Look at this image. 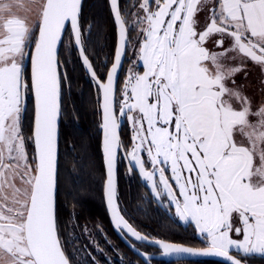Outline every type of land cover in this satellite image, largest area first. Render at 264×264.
Wrapping results in <instances>:
<instances>
[{"label": "snow or ice", "instance_id": "obj_1", "mask_svg": "<svg viewBox=\"0 0 264 264\" xmlns=\"http://www.w3.org/2000/svg\"><path fill=\"white\" fill-rule=\"evenodd\" d=\"M107 3L115 44L97 66L93 28L97 46L108 37L96 22L82 24V0H0V264H113L90 234L86 245L66 240L60 222L69 57L95 90L106 205L137 257L119 253L106 238L119 264H152L142 250L149 245L176 256V264H186L184 256L223 264L264 260V79L256 108L245 91L251 85L236 80L243 73L247 81L250 64L264 75V0ZM126 61L143 71L129 68L120 87ZM121 119L131 125L127 141ZM121 164L126 177L135 173L150 189L145 203L164 209L161 230L178 218L194 225L204 246L166 242L130 222L121 208ZM75 219L73 212L70 237L80 227Z\"/></svg>", "mask_w": 264, "mask_h": 264}, {"label": "trees", "instance_id": "obj_2", "mask_svg": "<svg viewBox=\"0 0 264 264\" xmlns=\"http://www.w3.org/2000/svg\"><path fill=\"white\" fill-rule=\"evenodd\" d=\"M89 22H96L97 25L103 26L104 36L108 37L106 41H101L103 55L99 53V59L96 60V65L99 66L111 55L115 44V33L107 0H82V24L87 27ZM97 31L98 29L94 27L91 37L93 49L98 47L96 44ZM72 59V57H69V74L72 76L75 85L72 86L71 96L65 97L64 101L66 114L62 118L61 125L58 208L60 222L62 225H66L64 238L66 240L78 238L81 245H86L89 243V234L98 242H104L106 238L112 239L102 197V130L99 126L101 117L96 108L97 97L89 77L80 64L77 63L74 71L72 70ZM99 70L103 74V69ZM73 109L78 114V119H74ZM73 147L75 152L69 151ZM73 212L76 215L75 223L80 227L76 229V236L70 237L71 225L68 222ZM144 218L147 219L148 216ZM157 224H160V222ZM85 226L88 229L87 234L82 231ZM161 232L157 231L154 234H163ZM174 237H171L168 233L163 238L190 246H204L201 241L194 244ZM114 245L119 253L126 256L125 251L127 248H124V251L121 247ZM67 252L69 255H74L70 242L67 246ZM109 256V259H117L116 253ZM185 262L186 264H223L214 259H195ZM252 263L264 264V260L257 258ZM115 264H119V262ZM160 264H176V262H163Z\"/></svg>", "mask_w": 264, "mask_h": 264}, {"label": "flooded vegetation", "instance_id": "obj_3", "mask_svg": "<svg viewBox=\"0 0 264 264\" xmlns=\"http://www.w3.org/2000/svg\"><path fill=\"white\" fill-rule=\"evenodd\" d=\"M129 56L134 58L133 53L131 52L129 53ZM132 67H136V70L140 71L141 73L143 71L142 64L134 65L126 61L123 64L122 70L120 71L119 74L120 87L121 86L123 87V81L126 79L127 71L129 68ZM121 136L125 141H127L131 136V125L128 124L125 119H121ZM119 172H120L119 190H120L121 208L127 210L126 218H128L130 222H134L139 230H141L144 233H150L152 236L158 237L163 240H166L163 237H166V234L168 235V233H170L171 237L175 236L176 238L182 241H189L190 243H194V244L197 243L198 241L204 243L202 239L199 237V234L196 233L194 225H191L190 223L185 224L182 221H179L178 218H175V223H169L165 221L167 223V231L163 230V232H161L162 230L158 227L159 224L157 223L158 222L161 223V218L163 217L164 209L158 208L157 204L155 203H145L143 199L144 197H147L149 201L152 200L150 189L142 188L139 186L140 179L135 173H133L131 176L126 177L124 174L125 173L124 164H121ZM137 209H140V213L137 212ZM145 212L146 215L143 214ZM171 214L174 217L175 214L174 207L171 209ZM145 216H148V218L147 219L144 218ZM107 222H108L109 231L111 232V239H112L111 241L113 242V245L116 244L125 251L126 246L119 240V238L113 232L108 217H107ZM157 231H160L163 234L160 233L154 234ZM166 241H170V240H166ZM170 242L180 243L176 241H170ZM98 243L102 247L108 249L107 254H108V258H110L109 255L113 254V252L111 251V246L106 244L105 241ZM142 250L148 253L158 252V250L150 246L142 248ZM125 252H126V257H128L133 261L137 260L136 255H134L129 249L128 250L126 249ZM96 255L99 258H104L102 256H99L98 253ZM110 260L113 262V264L119 262L118 259H110ZM160 263H163V261L152 260V264H160ZM166 263H174V262H166ZM138 264H143V261L142 260L138 261Z\"/></svg>", "mask_w": 264, "mask_h": 264}, {"label": "rangeland", "instance_id": "obj_4", "mask_svg": "<svg viewBox=\"0 0 264 264\" xmlns=\"http://www.w3.org/2000/svg\"><path fill=\"white\" fill-rule=\"evenodd\" d=\"M90 47L92 48L93 52L98 54V56H99V53L103 55V50H101L102 42H101V46H98L97 49H93L92 45H90ZM209 47L211 48L213 46L211 44H209ZM247 71H248L247 81L244 80L243 73L238 74L236 77V80H237L238 84L248 83L251 85V86L245 88V91H246L247 95L253 101V108H256L257 103L262 98L261 93L258 91V88H259V81L261 79H264V75L261 74V70L258 66L251 65V64H250L249 68L247 69ZM73 85H75L74 82H73Z\"/></svg>", "mask_w": 264, "mask_h": 264}, {"label": "water", "instance_id": "obj_5", "mask_svg": "<svg viewBox=\"0 0 264 264\" xmlns=\"http://www.w3.org/2000/svg\"><path fill=\"white\" fill-rule=\"evenodd\" d=\"M102 197H103V202H104V208H105V211H106V214H107V217H108V220L110 222V225L112 227L113 232L119 238V240L126 246V248L131 251V249L128 247L127 240L124 237H122L120 234H118L115 231V229H114V227L112 225L110 213H109V210L107 208L106 200H105L104 193H103V184H102ZM166 242H170V241H166ZM178 244H181V243H178ZM183 245H186V244H183ZM149 246L155 248L156 250H158V252H156V253H151L152 254V260L163 261V262H176L177 259H178L176 256H165V255L162 254V251L159 248L151 246V245H149ZM186 246H190V245H186ZM192 247H203V246H192ZM131 252L135 255V253L133 251H131ZM180 259H183L184 261L195 260V259H214V260H217V261H220V262L223 263L222 258H217V257H190V256H184V257H181Z\"/></svg>", "mask_w": 264, "mask_h": 264}]
</instances>
